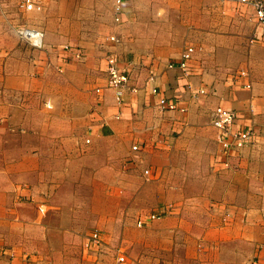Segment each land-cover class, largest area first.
Segmentation results:
<instances>
[{"label": "crops", "instance_id": "1", "mask_svg": "<svg viewBox=\"0 0 264 264\" xmlns=\"http://www.w3.org/2000/svg\"><path fill=\"white\" fill-rule=\"evenodd\" d=\"M33 1L39 9L27 10L24 0H0V143L8 141V128L17 132L11 154L0 144V159L17 160L18 166L0 169V176H13L5 188L16 190L18 201L12 204L0 194V264H26L24 255H29L27 264H78L33 252L31 237H68L59 226L65 219L44 217L60 206L68 153L84 150H92L96 159L94 168L86 171L85 166L82 172L101 176L98 184L107 190L118 185L132 191L129 206H143L142 187L150 190L146 205L158 217L138 234L171 244V249L157 250L163 263L174 257L184 264H252L255 256L253 264H264V27L257 24L253 6L239 0H121L116 22L115 0ZM26 28L41 31V46L22 38ZM253 34L261 37L250 43ZM188 44L194 47L192 73L181 77L167 64L177 61ZM65 45L79 48L84 61L66 52ZM110 52L121 68L130 65L131 84L138 88L125 92L122 105L106 86L103 69ZM148 67L155 71L159 94L179 97L183 111L156 107L157 97L145 85ZM200 87L208 93L192 96ZM217 105L235 111V127L254 131L249 144L225 158L211 124ZM72 120L70 126H87L89 147L69 133ZM38 127L49 129L37 135ZM35 142L40 145H29ZM133 145L141 150L131 151ZM47 157L56 158L59 168L43 172L29 166L30 160ZM81 157L77 163H87ZM141 167L148 169L151 183L137 186L134 178ZM44 191L50 192L48 199ZM14 206L27 211L16 212ZM4 211L11 212L8 223ZM114 216L107 226L114 236L101 232L100 252L84 249L82 236V262L103 264L107 258L116 264L104 250L109 239L118 237ZM141 260L155 264L148 257Z\"/></svg>", "mask_w": 264, "mask_h": 264}, {"label": "rangeland", "instance_id": "2", "mask_svg": "<svg viewBox=\"0 0 264 264\" xmlns=\"http://www.w3.org/2000/svg\"><path fill=\"white\" fill-rule=\"evenodd\" d=\"M109 5H111V3L106 4V7H108ZM102 10L103 8L101 7V11ZM34 20H37V18L35 17ZM61 58H63V56H61ZM82 59L83 58H81V62L84 61V59L83 60ZM103 71L105 72L104 69ZM181 77H186V76L181 73ZM185 84L186 86H188V82ZM150 85L151 87L154 85L157 86L155 84V79L154 81L150 82ZM187 89L189 90V88ZM174 97H177V96H174ZM70 98L73 100L75 96L70 95ZM45 103H47V101H45ZM214 108L215 107H213V110ZM51 115L52 117L57 116V114H54L53 112ZM53 120L55 121V118H53ZM73 123H74L73 120L70 121L69 123V126H68L69 133H71L72 135L77 134L78 137L83 138L84 145L86 147H89L87 146V144H90V143L86 142L87 138H89L87 137L89 135L87 126L83 125L82 122L81 123L77 122L75 126L74 125L70 126ZM38 128H39L37 129L38 132L36 133L37 135H39L40 132H43L49 129V127H38ZM51 128L52 130L59 129L57 126L56 128L54 127H51ZM7 132L8 134L5 133V136L8 138V141L0 143V144H1V147L3 148V151H5L7 154H11L12 149L15 147V143L13 142L11 138L15 139L13 135H15L17 132L16 130H9V128ZM29 145L36 146L40 144L39 142H35V143H29ZM68 145H71V144L69 143ZM101 146L103 147L112 146L113 147V146H116V143H101ZM129 148L131 151H133L131 146ZM140 150H141L140 146H138L136 151H140ZM73 153H68L69 154L68 163L65 165L64 168H62V170L66 172L65 179L68 181V183L63 186L65 191H61L63 190V188L59 190V196L61 197V200L59 202L60 206L51 207L50 209H48L44 217V218H51V219L62 217L63 219H65V221L59 223V226L60 227L64 226L66 234H68V237L64 239L63 237H60V238L52 237L51 235L48 236L47 234H40L41 237L39 236V234H36V236L34 237V234H32L31 242L33 243L35 242V244H32L34 248L32 249L33 252L39 255H42L43 257L44 256L53 257V255H55V258L57 259L62 258L65 262H68V260L70 261L71 259L73 260V262H78V264H82V263L94 264L95 261L92 262L91 260H86V262H82L84 260L81 258V253H80L81 238L82 236L85 238L88 233L94 230H98L100 232L105 230L107 234L114 236V234H112V231L108 230L109 228L107 226H108V221L111 219L110 216L117 215L119 218V221H117L119 232H116L115 234L116 236L118 235L117 240L113 241L115 242L113 243L109 239L110 243H108V245L106 246L108 248L104 249L106 250V252L110 253L111 257H115V254L118 248H120V252L124 256V261L122 263H117L115 261L116 264H125V263L129 264L130 262L131 264H143L141 259L145 260L147 257L148 259H151L152 261H154L155 264H184V263L177 262V258H174V257H170V259H166V263H163L162 259L159 260V252L160 253L163 252L165 247L167 249H171V244L169 245L168 241L166 243H162L158 239H154L152 237V234H141V233L138 234V230H145L146 229L145 225H148L151 223L149 221L142 226H138V222H137L138 219L148 215L149 213H153L155 211L153 206L146 205L147 203L151 202L149 199V195H151L150 190L146 189L147 190L146 191L144 189V186L142 187L143 196L147 195V198L144 197L143 199L145 201L143 203V206H138L136 205V203H133L131 206H129L128 201L132 200L133 198L132 191L119 190L118 185L114 189L107 190L105 188L106 185L101 186L98 184V181L101 180L100 178L101 176L97 178V175H93L90 172L89 173L82 172L85 166H87L86 171L91 170L92 168L95 167L94 166L95 162L93 161V159H96V158L92 150H84L83 152H73ZM82 153H84V155ZM80 157L87 158V163H77V160L75 158H80ZM56 160H57L56 158H49V157L37 158V159L30 160L29 166L32 168H36V169L38 166L39 168H42L43 172H45V170H48V169L59 168L58 165L55 163ZM16 163H17V160H12L7 157L4 159H0V169H8V168L10 169L11 167L18 168ZM144 170L145 168L144 169L142 167L139 168L138 173L135 175L134 180L136 179V181H134V183L137 186L144 185V183L145 184L151 183V180H150L151 178L146 179L145 176H143L144 178L142 177V171L144 174ZM139 171H140V174H139ZM8 173H9L8 175L0 176V188H1L0 194L1 192L5 193L3 197L7 196V200H9L12 204H17L18 201L16 199V196H17L16 190L14 189L9 190L5 188L6 185L10 186V183L13 177L10 174V172ZM140 177L143 178L142 179L143 181L141 180ZM3 178H4V186L1 187V185L3 184ZM71 180L74 183V185H70ZM74 180H76V182ZM19 183L22 184L23 181L21 180L20 182H15L14 184L16 186V185H19ZM77 187L78 188L81 187L82 189L75 190V188ZM54 193L51 195V197L54 195ZM41 195L44 198L48 199L50 196V192L44 191L41 193ZM46 202H48L49 204L50 200L49 201L44 200V203ZM14 207H15L16 212H26L27 211V208H21V207H16V206ZM2 219L3 220L5 219L6 223L10 222L11 212L4 211L2 215ZM152 222H155V220ZM25 224L27 225V223ZM51 225H54V223H47V226H51ZM7 226H9V224H7ZM27 235L28 234H26V236ZM101 247L99 246L98 247L99 249L97 250L99 251ZM63 248L64 250H61ZM0 250L1 251L4 250V247H2ZM157 250H159V252ZM24 256H27L25 258L23 257V260L25 261L26 258L28 259L29 255H24ZM252 258L253 260H255L254 259L255 256H253ZM106 259L105 261L102 262L103 264H109V260H106ZM28 260H27V263H28ZM156 260H157V263H156ZM253 260H252V264H253ZM148 264H151V263H148ZM228 264H231V263H228Z\"/></svg>", "mask_w": 264, "mask_h": 264}, {"label": "built area", "instance_id": "3", "mask_svg": "<svg viewBox=\"0 0 264 264\" xmlns=\"http://www.w3.org/2000/svg\"><path fill=\"white\" fill-rule=\"evenodd\" d=\"M242 3L250 4L253 6L255 11L256 22L260 26L264 27V0H239ZM121 0H115L114 11H115V21H120L121 10ZM24 7L27 10L39 9L40 6L36 4L33 0H24ZM22 38L28 42L31 46L39 47L41 46L42 33L39 30H34L31 28H26L22 30ZM261 35H252L249 42H254L259 40ZM110 40L118 41V37L111 35ZM63 49L67 52H71L73 57L81 58V51L79 48H74L69 45H65ZM194 53V47L192 45H185L183 48L179 59L177 61H170L167 64V68L174 69L177 68L186 77L192 73L191 60ZM105 75H106V86L114 90V98L118 105L124 103V94L126 91L136 92L138 88L131 84V74L130 65L127 64L125 68L118 66L117 58L114 53L110 52L105 55ZM148 75L146 77L145 85L149 86L150 93L157 97L156 107L160 111L166 110H180L184 109L178 106L180 100L177 97H167L159 94V89L157 86L150 85V82L155 79V71L153 68H147ZM243 74V73H241ZM188 88L191 89L190 83H188ZM99 91V87L96 88ZM207 93L206 88L200 87L192 91V96L204 95ZM211 124L215 128V139L220 149V154L225 158L230 155L231 152H235L246 146L252 141L254 136V131L250 126H236V113L232 109L224 108L220 105L216 106L211 112ZM88 141V139H87ZM138 145H133L132 149L136 150ZM224 161V160H222ZM225 164L226 161H224ZM148 169L144 170V176L148 178ZM41 210V209H40ZM43 211V210H41ZM158 217L156 213H149L148 215L138 219V226H142L147 222ZM84 249L91 250L92 248L99 249L98 247L103 244L101 232L98 230L91 231L84 238ZM27 258L25 263L27 264ZM115 260L117 263H122L124 261V256L118 248L115 254Z\"/></svg>", "mask_w": 264, "mask_h": 264}, {"label": "bare ground", "instance_id": "4", "mask_svg": "<svg viewBox=\"0 0 264 264\" xmlns=\"http://www.w3.org/2000/svg\"><path fill=\"white\" fill-rule=\"evenodd\" d=\"M220 106H221V105H220ZM222 107H223V106H222ZM224 108H225V107H224ZM92 249H94V250H95L96 248H92ZM92 249H91V250H92Z\"/></svg>", "mask_w": 264, "mask_h": 264}]
</instances>
